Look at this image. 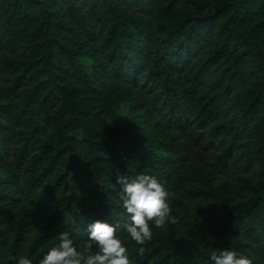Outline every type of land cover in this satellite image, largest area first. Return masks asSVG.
Listing matches in <instances>:
<instances>
[{
    "label": "trees",
    "instance_id": "16d2710c",
    "mask_svg": "<svg viewBox=\"0 0 264 264\" xmlns=\"http://www.w3.org/2000/svg\"><path fill=\"white\" fill-rule=\"evenodd\" d=\"M140 173L178 221L142 256L116 182ZM97 219L132 264H264V0H0V264Z\"/></svg>",
    "mask_w": 264,
    "mask_h": 264
},
{
    "label": "clouds",
    "instance_id": "9594fccd",
    "mask_svg": "<svg viewBox=\"0 0 264 264\" xmlns=\"http://www.w3.org/2000/svg\"><path fill=\"white\" fill-rule=\"evenodd\" d=\"M120 185L119 201L130 217L123 225L131 241L143 255V245L153 238L152 226L163 228L166 224H176L172 215L170 193L165 182L148 174L117 177ZM120 224H112L97 219L88 225V236L77 244L68 232H60L58 243L51 247L38 264H132L128 248L118 234ZM87 250V251H86ZM213 264H253V260L235 250L212 251ZM17 264H33L27 255H20Z\"/></svg>",
    "mask_w": 264,
    "mask_h": 264
}]
</instances>
